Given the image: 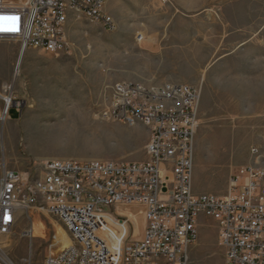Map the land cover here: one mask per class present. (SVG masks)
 I'll list each match as a JSON object with an SVG mask.
<instances>
[{
	"label": "rangeland",
	"instance_id": "obj_1",
	"mask_svg": "<svg viewBox=\"0 0 264 264\" xmlns=\"http://www.w3.org/2000/svg\"><path fill=\"white\" fill-rule=\"evenodd\" d=\"M104 11L112 27L71 15L63 52L27 49L17 77L20 44L0 39V91L13 82L22 104L0 121V176L4 166L40 173L55 158L145 160L147 129L99 118L105 94L122 80L188 83L202 92L194 190L226 195L250 148L264 142V0H107ZM183 52L202 61L175 64L174 54ZM80 130L86 140L72 138ZM121 211L139 236L142 207ZM30 212L1 239L13 240L6 252L16 264H43L61 246L55 236L61 220ZM31 223L33 236L25 233ZM198 230L190 264H225L215 221L201 216Z\"/></svg>",
	"mask_w": 264,
	"mask_h": 264
},
{
	"label": "built area",
	"instance_id": "obj_2",
	"mask_svg": "<svg viewBox=\"0 0 264 264\" xmlns=\"http://www.w3.org/2000/svg\"><path fill=\"white\" fill-rule=\"evenodd\" d=\"M107 0H0V39L59 55L73 14L113 26ZM13 82L0 91V121L22 106ZM7 96H10L9 98ZM201 89L188 83L115 82L98 116L142 124L149 138L142 161L55 158L40 173L4 166L0 176V241L30 208L57 217L73 243L43 264H190L198 220L217 226L225 264H264V142L250 148L226 195L196 193L194 168ZM142 207L137 237L133 218L121 209ZM121 207V209L119 208ZM31 219V218H30ZM29 235V231H25ZM0 260H2L0 258Z\"/></svg>",
	"mask_w": 264,
	"mask_h": 264
},
{
	"label": "bare ground",
	"instance_id": "obj_3",
	"mask_svg": "<svg viewBox=\"0 0 264 264\" xmlns=\"http://www.w3.org/2000/svg\"><path fill=\"white\" fill-rule=\"evenodd\" d=\"M16 1H23V0H16ZM141 37H143V36H141ZM141 37H140V39H141ZM197 52H200V51H197ZM24 53H25V51H20V56H19V60L17 62V68H16V77L20 74V67H21L22 59L24 57L23 56ZM183 53H184L183 55H181V53L174 54L172 59H173V62L175 64L178 65L179 62L182 63V62H185V61L199 64L202 61L201 57L199 59L198 56L195 55L194 52H191V53L183 52ZM180 59H183V60L180 61ZM199 60H201V61H199ZM8 87H9L8 84L4 85L3 92H2L3 96H5V91L7 90ZM244 89L246 90V89H249V88H247L245 86ZM250 89L254 90L253 87H251ZM7 97L9 98L10 96H7ZM72 138L86 140V138L83 136L81 130L77 134H74L72 136ZM123 209H126L127 211H129L131 213H137L138 211H140V207H138V206L124 207ZM31 214H32V212L29 213V215H31ZM34 232H35V228H34V225L31 223V230L29 231V235L33 236ZM55 236H56V241L57 242H61V246L59 248L53 250V251L47 252V254H55V253L59 252L61 249L65 248L67 246H70L73 243V239L71 238L69 232L67 231V229L62 224H57ZM12 241L13 240H11L10 237L9 238H5L2 241H0V258L3 261H5L7 264H16L14 261H12L8 257V254L6 252V248L11 246Z\"/></svg>",
	"mask_w": 264,
	"mask_h": 264
}]
</instances>
